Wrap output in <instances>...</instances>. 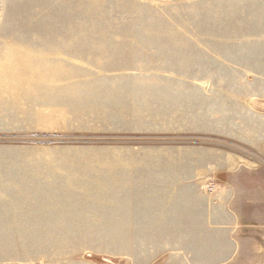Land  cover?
<instances>
[{"label": "rangeland", "instance_id": "1", "mask_svg": "<svg viewBox=\"0 0 264 264\" xmlns=\"http://www.w3.org/2000/svg\"><path fill=\"white\" fill-rule=\"evenodd\" d=\"M258 226L264 0H0V264H264Z\"/></svg>", "mask_w": 264, "mask_h": 264}, {"label": "crops", "instance_id": "2", "mask_svg": "<svg viewBox=\"0 0 264 264\" xmlns=\"http://www.w3.org/2000/svg\"><path fill=\"white\" fill-rule=\"evenodd\" d=\"M239 158H241V157H239ZM239 168H240V165H239ZM253 180L256 181V180H258V178H253ZM192 185H194V188H195L194 193L197 196H199V197H207V196L210 195L209 190L202 189L200 183H198L196 181H193V184ZM250 187H252V189ZM250 187H249V189L246 190V193L247 194L242 195V196H246V197H250V198L252 197L253 198L254 185L253 186L251 185ZM237 193L238 194H237L236 197L240 196V190L239 189H237ZM243 200H242V203L241 204L239 203V209H233L232 208V202L231 201L230 202L228 201L225 204L226 211L235 214L234 215L235 226H236V228L237 227L239 228V233L237 232L238 237L236 236V238H234V236H233V234L231 232H230V234H228V239H229V241L234 246L231 255L234 256V257H239V258L243 254L244 246L247 245V244L244 245V243L240 240V237H241L240 235L243 234V232H244L243 229L245 228V220H246V218H245L244 214L247 212L246 210L248 209V208H245L244 207ZM251 200L252 199H247L246 204H248V205H246V206L250 207L251 205H253V203L251 202ZM237 213H239V216L237 215ZM254 222H257V221H255L254 218H252L249 223H254ZM258 227H264V226H258ZM255 232L256 231H254V230L251 232L252 233V241H255V238H256L254 236V233ZM252 249L253 248H251V258L254 257L253 258L254 261L255 260H260V261L261 260H264V254L263 253H259V250L256 251V249H253V251H252ZM248 251H250V250H248ZM259 255H263V257L262 256H259Z\"/></svg>", "mask_w": 264, "mask_h": 264}]
</instances>
